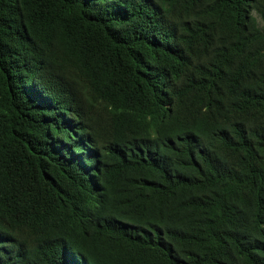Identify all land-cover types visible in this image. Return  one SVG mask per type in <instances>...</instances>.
Wrapping results in <instances>:
<instances>
[{
	"label": "trees",
	"instance_id": "trees-1",
	"mask_svg": "<svg viewBox=\"0 0 264 264\" xmlns=\"http://www.w3.org/2000/svg\"><path fill=\"white\" fill-rule=\"evenodd\" d=\"M0 264H264V0H0Z\"/></svg>",
	"mask_w": 264,
	"mask_h": 264
}]
</instances>
